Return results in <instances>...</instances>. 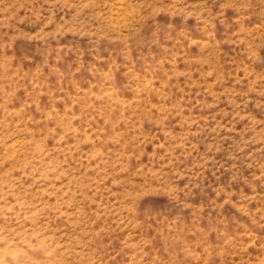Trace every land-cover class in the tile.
Here are the masks:
<instances>
[{
    "label": "rangeland",
    "instance_id": "374dc122",
    "mask_svg": "<svg viewBox=\"0 0 264 264\" xmlns=\"http://www.w3.org/2000/svg\"><path fill=\"white\" fill-rule=\"evenodd\" d=\"M0 264H264V0H0Z\"/></svg>",
    "mask_w": 264,
    "mask_h": 264
}]
</instances>
